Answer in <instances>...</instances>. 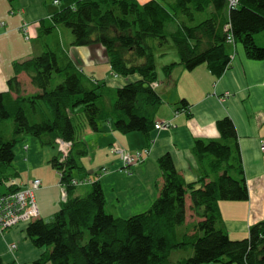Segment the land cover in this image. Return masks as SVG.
Masks as SVG:
<instances>
[{"label": "trees", "instance_id": "1", "mask_svg": "<svg viewBox=\"0 0 264 264\" xmlns=\"http://www.w3.org/2000/svg\"><path fill=\"white\" fill-rule=\"evenodd\" d=\"M42 22L46 32L57 24L68 27L72 45L102 46L116 76L135 78L116 87L113 109L103 111L97 100L101 96L98 89L105 83L77 66L63 49H46L14 63L15 75L7 80L8 89L0 91V170L13 160L21 133H47L52 139L60 137L71 142L70 154L63 160L60 152L48 160L59 173L66 201L52 221L37 217L26 227L34 245L50 246L32 264H264V219L249 227L247 237L237 240L217 225L221 200L248 199L238 135L230 117L216 121L220 138L194 140L199 179L187 182L170 154L165 153L158 158L163 183L151 207L120 218L106 211L98 180L92 182L85 195H73L77 184L71 183L76 179L72 171L80 166L71 154L77 127L70 113L83 106L87 126L97 131L98 121H108L114 112L117 131H140L148 137L156 128L151 110L162 102L154 88L158 78L155 49L173 41L179 63L187 70L205 64L216 77L231 62L226 44L240 43L248 58L264 59V45L254 40V34L264 30V0H236L235 5L229 0H174L172 4L158 0H73V5L54 12L49 26H45L47 21ZM172 22L174 28L169 30ZM174 65H164V71L169 73ZM22 71L29 74L32 86L38 89L33 96L20 89L17 74ZM55 74H60L62 80L53 86ZM38 101L47 104L50 117L43 114V118L34 119L37 103L43 105ZM182 102L187 104L184 99ZM78 147L74 153L86 155L84 147ZM12 174L9 171L0 175V183H5L1 186L3 192L16 187L10 184ZM186 197L194 218L180 233L179 228L186 226ZM188 249L192 250L190 256L174 262L169 259L172 250Z\"/></svg>", "mask_w": 264, "mask_h": 264}, {"label": "crops", "instance_id": "2", "mask_svg": "<svg viewBox=\"0 0 264 264\" xmlns=\"http://www.w3.org/2000/svg\"><path fill=\"white\" fill-rule=\"evenodd\" d=\"M136 1L144 3L148 0ZM158 1L165 4L174 2V0ZM64 2L67 6L73 5V0H64ZM60 9L62 7L55 4L54 0H0V39L6 31V21L11 22L13 19H16L17 23L9 26L8 29L21 32L26 39H39L43 31L42 21H47L45 26H49V19ZM226 12L228 13L227 9ZM171 25L174 28L173 22L169 27ZM22 26L27 28L28 36ZM48 33L54 43L51 44L45 37L47 42L43 46L32 44L31 47H23L27 53L23 55L24 57L19 55L15 59L11 58V52L4 51L0 44V88L7 85V80L15 75L13 68L15 62L39 55L46 49H63L77 66L82 67L84 71L87 69L88 71L85 72H89L91 77L103 79L107 84L115 87L124 84L128 79L135 78V75L129 78L115 76L102 46L72 45L73 35L64 25L57 24ZM62 37L69 40L67 45L64 44ZM258 37L260 41H264V33ZM157 50L155 49V58L160 66L157 67L158 78L154 88L161 96L162 102L156 110H151V113L154 121L169 120L172 126L167 129L153 128L146 137L140 131L119 132L110 119L101 122L99 120L98 130L94 131L84 120L80 126L78 124L77 138L71 151L82 168L74 169L72 177L80 180L84 175L90 174L87 177L98 179L105 196V209L115 217L127 218L146 211L157 198L163 183L158 158L169 153L175 168L187 182L199 179L201 170L193 150L194 140L220 138L216 121L228 116L234 122L238 135L248 199L221 200L220 227L231 239L245 238L248 236L249 227L264 219V150L260 145L261 140L264 139V59L248 58L240 43L226 44V50L231 54V62L224 73L216 77L205 64L187 70L179 63V56L163 57L156 55ZM170 63L175 65L167 73L163 66ZM18 80L21 82V78ZM183 99L187 104L182 102ZM109 101L110 99L106 101L107 104ZM99 107L104 111L105 107L102 105ZM103 116L104 114L100 117ZM17 138H20L21 142L15 149L14 158L10 163L13 172L11 177H14L17 185L27 184L33 178L41 179V187L35 190L36 198L39 196L36 201L39 208L38 218L50 219L67 199L65 188L59 180L46 176V184H43L45 170L47 168L51 171L55 170L50 167L48 160L57 154V149L50 134L33 136L21 133ZM114 145L130 152L149 148V153L141 162L133 165L129 172H125L119 153L110 151V147ZM76 146H81L80 149L84 147L86 155L75 154ZM88 155L94 156L90 161H93L92 163L85 162V157ZM78 158L83 161L79 162ZM77 187L73 191L75 196H83L90 190L87 186L81 189ZM45 188L46 190L43 191ZM186 202L188 208L186 226L179 228L180 233L189 227L194 218L189 209V197H186ZM108 206L112 208V212H109ZM29 222L20 223L0 234L2 264L14 262L32 264L50 249V246L39 247L33 244L26 233ZM12 243L16 245L13 248L10 247ZM191 254V249L172 250L169 259L174 262Z\"/></svg>", "mask_w": 264, "mask_h": 264}, {"label": "rangeland", "instance_id": "3", "mask_svg": "<svg viewBox=\"0 0 264 264\" xmlns=\"http://www.w3.org/2000/svg\"><path fill=\"white\" fill-rule=\"evenodd\" d=\"M64 3H65L64 0H62V1H58L55 4H57L58 6H61L63 8V7H66L67 6ZM6 23H7L6 26H5L6 31L1 36L0 44L3 46L4 51L11 52V54H10L11 58H14L15 59L19 55L20 56L26 55L27 53L25 52V50H24L23 47H31L32 44H37V45H41V46L45 45V43L47 42L45 40V37L48 38V40H49V42L51 44L54 43V40H53L52 36L48 32H46L45 29L42 31L41 37H39V39H26L21 32L16 31V30L11 31L10 29H8L9 26L11 27V26H13L14 24L17 23V20L16 19H13L11 22L6 21ZM0 25H1V23H0ZM3 25H4V23H3ZM65 28H68V27L65 26ZM168 29L171 30L172 29V25ZM70 32H71V30H70ZM262 33H264V30L254 34V39H255L256 43L259 44V45H264V41H260L259 40V37H258ZM62 39L64 40V44L66 43V45H67V43H68L69 40L64 39V37H62ZM159 48H160V50H158V52L156 53V55H160V56H163V57L164 56L173 57L175 55L178 56L177 55V52H176V47H175L173 41H169V43L167 42V43H165L163 46H161ZM31 55H33V54H31ZM159 58L160 57L158 56V60H159ZM165 60H167V59H165ZM157 65L160 66V64H157ZM85 71H88V70L85 69ZM18 78H21V87H20V89L23 92V94H26L28 96H33V94H35V92L38 91L37 88H33L32 85L30 84L31 83V81H30L31 78H30V76H29V74L27 72H24V71L20 72L18 74ZM121 78H125V76H122ZM61 80H62V76L60 74H55L54 75V82H53L52 85L53 86L56 85ZM99 81L100 82H104L105 84H101V87L98 89V91L101 94V96L98 98L97 104H98V106L102 105L103 107L109 108V109L112 110L113 107H114V101H115V98H116V87L113 86V85L107 84L106 81H103V79H100ZM7 89H8V86L5 85L4 87L0 88V91H4V90H7ZM109 99H110V101L107 104L106 101L109 100ZM38 102L42 103L43 105L40 106V104L37 103V106H39V107H37V110H36L35 114L33 115L34 116V119L35 120L36 119L39 120L40 118H43V114H48L49 117H50L51 113L49 111V108H48L47 104H45L43 101H38ZM110 104H111V106H110ZM39 110H41V113H40ZM70 113H71V116H72L73 123L76 124V127H78V124L80 126V123L84 122V120H85V113L83 111V106H82V110H77L76 108H74L73 110H70ZM115 116H116V114L113 112L111 115H109V117H110L109 119L111 121H113L115 119ZM100 122H101V120H100ZM77 129L78 128H76V130ZM162 129H167V128H162ZM10 131H11V129H10ZM1 132H2V130H1ZM8 132H9V130H8ZM3 134H4V132H3ZM57 139H62V138H60V137H56V138L53 137L52 142L53 141L56 142ZM20 142H21V140H20V138H18V141L16 142V144L14 146V151H15L16 148L19 147L18 145H20L19 144ZM60 145L61 144L59 142H58V144H55V147L57 149V152H60L61 154L62 153H67V154L69 153L70 154V152H69L70 151V146L68 144H62L61 145V150L59 151ZM91 158L94 159V156L93 155H92V157L90 155L86 156L85 157V162L86 163H92L93 161L90 162L91 161ZM95 160H96V158H95ZM78 161L80 162V161H83V160L81 158H78ZM199 165L200 164L198 163V166ZM204 166H205V169H208L207 160H205ZM87 170H86V173L88 174ZM9 171H11L10 164L3 165V170H0V175L3 174V173L4 174H7V173H9ZM43 175H44V177H43V184H46V178H45L46 176L52 177L53 179H55L57 181L60 180L59 173H58V171L56 169L54 171H51V170H49V168H47L45 170V173ZM88 175H90V174H88ZM200 175H201V173H200ZM82 179H83V182L81 184H79L80 186L77 187L78 189L84 188L86 186L91 189L92 182L98 180V179L93 180L92 179V176L84 177ZM2 180H5V179H2ZM48 183L51 184V182H48ZM3 184H5V183H3ZM3 184L0 183V192L3 190L2 187H1ZM44 190H46V188L43 189V191ZM36 194L37 193H35V200L38 201L39 196L36 198ZM36 203H38V202H36ZM108 208H109V212H112V208L110 206H108ZM221 218L222 217L220 216V221H221ZM53 219H54V214H53V216L50 219H47V220L44 219V220L47 221V222H50ZM27 221L28 220H20L19 222H17L16 224H14L12 227L17 226L20 223H25ZM220 221L217 224L219 228H221L220 227ZM12 227H10V228H12ZM87 237H88V233L86 231L85 237H84V241L87 240ZM243 238H241V239H243ZM211 264H214V263H211Z\"/></svg>", "mask_w": 264, "mask_h": 264}, {"label": "built area", "instance_id": "4", "mask_svg": "<svg viewBox=\"0 0 264 264\" xmlns=\"http://www.w3.org/2000/svg\"><path fill=\"white\" fill-rule=\"evenodd\" d=\"M230 5H235L236 0H229ZM26 32V27H22ZM228 40H231V36L228 37ZM172 126L171 121L169 120H159L156 121L155 127L158 129L168 128ZM58 142L62 144H68L71 146L70 141H64L62 139H57ZM61 145L60 149L61 150ZM261 149H264V139L261 140ZM111 152L119 153L123 161V169L126 172H129L131 167L143 160V158L149 153V148H144L142 150H136L133 152L127 151L121 146H111ZM63 157L67 156V153H62ZM83 179H72L71 183L81 184ZM40 178H33L27 184L16 185L14 180L10 181L11 186H17L13 189H9V192L0 193V234H3L7 229L12 227L14 224L20 220H28L38 217L39 209L35 200V190L41 186ZM16 245L14 243L10 244V247L13 248ZM18 264V263H17Z\"/></svg>", "mask_w": 264, "mask_h": 264}]
</instances>
